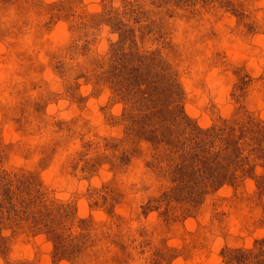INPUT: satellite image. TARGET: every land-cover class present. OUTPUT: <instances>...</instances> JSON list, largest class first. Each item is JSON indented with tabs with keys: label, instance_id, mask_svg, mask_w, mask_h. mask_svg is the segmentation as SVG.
<instances>
[{
	"label": "rangeland",
	"instance_id": "374dc122",
	"mask_svg": "<svg viewBox=\"0 0 264 264\" xmlns=\"http://www.w3.org/2000/svg\"><path fill=\"white\" fill-rule=\"evenodd\" d=\"M262 133L264 0H0V264L264 256Z\"/></svg>",
	"mask_w": 264,
	"mask_h": 264
},
{
	"label": "trees",
	"instance_id": "16d2710c",
	"mask_svg": "<svg viewBox=\"0 0 264 264\" xmlns=\"http://www.w3.org/2000/svg\"><path fill=\"white\" fill-rule=\"evenodd\" d=\"M245 125V124H243ZM241 125V126H243ZM244 127V126H243ZM243 134H247V131H244L242 128ZM264 134V133H262ZM259 136V134H258ZM262 136V135H261ZM261 142H264V136L260 138ZM264 146V144H263ZM264 148V147H263ZM255 173L254 168H250L248 170H243V176H252L248 171H252ZM227 255V264H264V256L261 253H256L250 249H230Z\"/></svg>",
	"mask_w": 264,
	"mask_h": 264
}]
</instances>
